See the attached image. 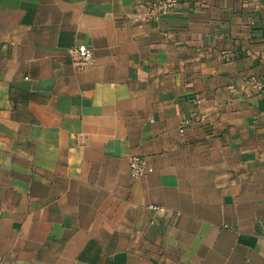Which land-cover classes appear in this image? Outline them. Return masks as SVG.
<instances>
[{
    "label": "crops",
    "instance_id": "obj_1",
    "mask_svg": "<svg viewBox=\"0 0 264 264\" xmlns=\"http://www.w3.org/2000/svg\"><path fill=\"white\" fill-rule=\"evenodd\" d=\"M141 1L0 0V264H264V0Z\"/></svg>",
    "mask_w": 264,
    "mask_h": 264
},
{
    "label": "built area",
    "instance_id": "obj_2",
    "mask_svg": "<svg viewBox=\"0 0 264 264\" xmlns=\"http://www.w3.org/2000/svg\"><path fill=\"white\" fill-rule=\"evenodd\" d=\"M179 5V0H147L137 3L134 19L136 22H154L166 16ZM75 65L78 69H84L94 62V52L87 45H79L72 50ZM258 84V83H257ZM259 85V84H258ZM260 88V85L258 86ZM197 104V101H194ZM153 172L148 161L141 156H132L129 161V176L132 179H141ZM153 211H163L159 206H150Z\"/></svg>",
    "mask_w": 264,
    "mask_h": 264
}]
</instances>
